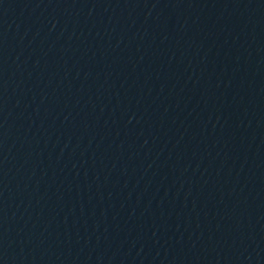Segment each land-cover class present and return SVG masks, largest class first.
<instances>
[{
  "label": "water",
  "instance_id": "water-1",
  "mask_svg": "<svg viewBox=\"0 0 264 264\" xmlns=\"http://www.w3.org/2000/svg\"><path fill=\"white\" fill-rule=\"evenodd\" d=\"M0 264H264V0H0Z\"/></svg>",
  "mask_w": 264,
  "mask_h": 264
}]
</instances>
